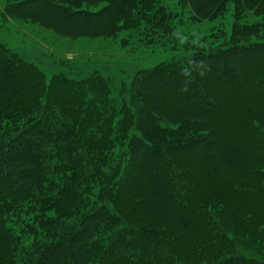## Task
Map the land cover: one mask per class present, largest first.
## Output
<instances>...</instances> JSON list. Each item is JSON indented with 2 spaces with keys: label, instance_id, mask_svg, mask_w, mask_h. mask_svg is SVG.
Masks as SVG:
<instances>
[{
  "label": "trees",
  "instance_id": "trees-1",
  "mask_svg": "<svg viewBox=\"0 0 264 264\" xmlns=\"http://www.w3.org/2000/svg\"><path fill=\"white\" fill-rule=\"evenodd\" d=\"M62 1L7 10L72 39L126 29L102 23L115 2L116 19L160 33L177 19L159 0ZM183 2L208 34L232 4L228 42L136 73L132 110L116 125L104 82L59 78L45 89L0 45V124L11 130L0 140V264H264V0ZM162 78L166 91L151 89ZM22 205L31 221L16 222L15 236L7 218ZM145 208H165L173 224L150 229Z\"/></svg>",
  "mask_w": 264,
  "mask_h": 264
},
{
  "label": "rangeland",
  "instance_id": "rangeland-1",
  "mask_svg": "<svg viewBox=\"0 0 264 264\" xmlns=\"http://www.w3.org/2000/svg\"><path fill=\"white\" fill-rule=\"evenodd\" d=\"M23 1L25 0H0V45L11 55H15L19 61L26 63L33 71L38 72L37 74L41 77V87L45 89L57 82L56 80H59V78L72 82H85L84 85L89 89L93 88H90L87 83L94 84V81L99 80L104 82L108 101L116 109L117 118L113 121L114 125L121 118L119 116L121 109L132 110V98L135 94V89L131 82L136 73L141 74L144 71H150L163 63L178 61L182 64L186 58L198 55L202 50L222 46L228 42L230 26L233 23V5L229 4L221 17L210 22L211 30L208 34L205 24H195L196 19L191 16L193 11L186 3L183 2V5L181 4L183 0H159L158 4L160 6L165 5L172 10L177 18L167 29L166 33H160L157 30H151V25L147 24L145 20L136 21V18L133 17L134 21L129 18L126 20L123 17L116 19L120 11V3L115 2L111 5V9L116 11L115 17H105L102 23L108 25L109 22H123L125 20L126 29H120L112 37L95 39L79 37L72 39L58 36L52 30L39 25L37 22H32L34 18L32 14L28 18L24 16L19 18L14 13H9V10H7L8 5L16 6ZM65 1L63 0L62 3H65ZM104 6V3H99L94 6V9L89 11L97 12L98 9H103ZM35 10L37 11V8ZM135 13L137 11L132 12V15ZM253 21L249 20L245 21V23L249 25ZM172 25L173 28L171 27ZM103 29L105 30L106 28ZM99 30H101L100 25L96 31ZM219 32H222V34L220 35ZM250 40L257 43L256 39L251 38ZM244 62L251 64L254 61L252 58H246ZM214 81L215 78L212 79V83ZM216 81H221V79ZM216 83L219 86L221 85L220 82ZM169 84H171L170 80L162 78L151 89L165 92L166 86L169 87ZM159 94L154 99L161 102L170 99L164 97L168 96L166 94ZM140 107L141 105L138 103L137 108L140 109ZM6 123L7 121L0 124V140L7 135L6 132L11 131L9 130V125L2 129ZM173 126L167 120L162 123V128L165 129L174 128ZM116 150L120 149L117 148ZM203 154L210 156L205 151L199 152L198 155ZM261 156L264 159V154H261ZM16 168L17 166H15ZM52 172L54 173V171ZM53 175L56 176L57 174ZM208 182H206L204 190L209 185H216L215 181ZM221 183L227 184L224 179H222ZM17 209L20 210H15L12 215L9 214L6 223L7 227L14 228L12 235L17 233L19 225L16 226V222L21 224L23 221L20 226H25L26 222L31 221L29 217L24 216L25 208L23 205L17 207ZM164 210L165 208H145L138 211H142L143 216L149 219L146 220L152 226L149 228L155 229L173 224L172 219L166 218V215H170V212ZM15 239L19 241L18 243L21 247L23 243H27V240L25 241L20 235L18 239ZM2 256L3 258L6 257L1 251L0 263ZM116 260L114 258V263H117ZM163 264L165 263L163 262Z\"/></svg>",
  "mask_w": 264,
  "mask_h": 264
}]
</instances>
